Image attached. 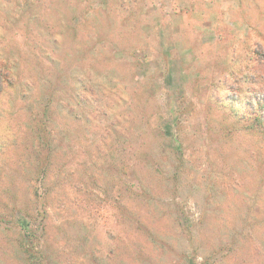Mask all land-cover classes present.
<instances>
[{
    "label": "rangeland",
    "instance_id": "obj_1",
    "mask_svg": "<svg viewBox=\"0 0 264 264\" xmlns=\"http://www.w3.org/2000/svg\"><path fill=\"white\" fill-rule=\"evenodd\" d=\"M0 264H264V0H0Z\"/></svg>",
    "mask_w": 264,
    "mask_h": 264
}]
</instances>
